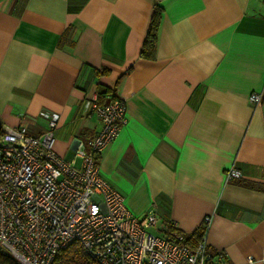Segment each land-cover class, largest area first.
Segmentation results:
<instances>
[{"label": "crops", "instance_id": "1", "mask_svg": "<svg viewBox=\"0 0 264 264\" xmlns=\"http://www.w3.org/2000/svg\"><path fill=\"white\" fill-rule=\"evenodd\" d=\"M93 96L125 103L99 171L131 214L181 235L209 216V250L264 264V0H0V128L40 135L55 112L53 148L71 159L100 128Z\"/></svg>", "mask_w": 264, "mask_h": 264}, {"label": "built area", "instance_id": "2", "mask_svg": "<svg viewBox=\"0 0 264 264\" xmlns=\"http://www.w3.org/2000/svg\"><path fill=\"white\" fill-rule=\"evenodd\" d=\"M248 98L259 103L261 92L252 91ZM91 108L100 128L75 139L71 159L53 148L55 112H43L47 124L40 135L28 133L24 123L1 127L0 249L18 264H52L73 241L99 264H205L210 217L203 218V235L191 248L172 222L157 227L154 211L131 214L123 195L99 171L102 150L126 120L125 103L118 96L105 102L93 96ZM239 175L228 168L225 179ZM221 253L220 264H230ZM252 261L245 258V264Z\"/></svg>", "mask_w": 264, "mask_h": 264}, {"label": "trees", "instance_id": "3", "mask_svg": "<svg viewBox=\"0 0 264 264\" xmlns=\"http://www.w3.org/2000/svg\"><path fill=\"white\" fill-rule=\"evenodd\" d=\"M163 9L155 4L148 23L147 31L140 49V56L146 59H154L156 55L157 34L161 24ZM68 30V29H67ZM67 32V31H66ZM106 71V70H105ZM104 72V71H103ZM118 83V81H117ZM110 91L109 88L98 85V96ZM1 132V128H0ZM172 228V226H171ZM203 227L195 228L189 234H180L181 242L193 248L203 235ZM220 251H211L206 245L205 264H220ZM227 261V258L221 253ZM0 264H18L9 254L0 249ZM52 264H99L97 259L87 256L79 242L73 241L66 247L60 249L53 258Z\"/></svg>", "mask_w": 264, "mask_h": 264}, {"label": "rangeland", "instance_id": "4", "mask_svg": "<svg viewBox=\"0 0 264 264\" xmlns=\"http://www.w3.org/2000/svg\"><path fill=\"white\" fill-rule=\"evenodd\" d=\"M148 230H151V228H148Z\"/></svg>", "mask_w": 264, "mask_h": 264}]
</instances>
